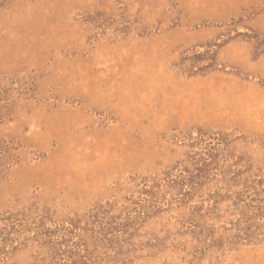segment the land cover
Wrapping results in <instances>:
<instances>
[{
  "label": "rangeland",
  "instance_id": "rangeland-1",
  "mask_svg": "<svg viewBox=\"0 0 264 264\" xmlns=\"http://www.w3.org/2000/svg\"><path fill=\"white\" fill-rule=\"evenodd\" d=\"M0 264H264V0H0Z\"/></svg>",
  "mask_w": 264,
  "mask_h": 264
}]
</instances>
